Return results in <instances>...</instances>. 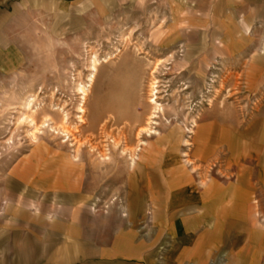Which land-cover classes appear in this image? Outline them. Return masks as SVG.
<instances>
[{"label": "rangeland", "instance_id": "1", "mask_svg": "<svg viewBox=\"0 0 264 264\" xmlns=\"http://www.w3.org/2000/svg\"><path fill=\"white\" fill-rule=\"evenodd\" d=\"M244 132L264 139V0H0L14 232L57 222L143 264H262L264 174L246 202L195 207L204 178L229 188L217 177L232 154H264ZM165 180L185 201L166 212Z\"/></svg>", "mask_w": 264, "mask_h": 264}, {"label": "crops", "instance_id": "2", "mask_svg": "<svg viewBox=\"0 0 264 264\" xmlns=\"http://www.w3.org/2000/svg\"><path fill=\"white\" fill-rule=\"evenodd\" d=\"M116 1L118 3H125L129 0ZM134 1H139V3L145 2L148 5L156 0ZM217 6L219 7V5ZM243 137L246 143L245 146L248 148L254 145L259 147L264 142L262 137L252 141L249 139V132H244ZM226 167L224 171H219L220 175L217 178L225 179L229 184V188L219 189V193L215 196L217 190L216 180L214 178L210 180L204 178L205 180L201 183L202 188L198 189L200 192L198 198L203 199V202H208L202 204L200 201H194L196 202L195 207L203 205L204 208L210 210L216 203L222 205L227 202V205H231L232 201H230L231 199L228 200L227 196H230L232 199L236 196L241 201L246 202L248 194L257 190L258 185L254 184V179L263 178L264 154L261 152L253 154L246 153L236 157L232 154L228 159ZM233 167H237L239 173L236 177L235 185L230 186V179L227 176H229ZM262 182L260 183V192L264 189V181ZM174 186L167 180L163 183L162 188L168 194L166 199L162 200L164 212L185 203L182 199L175 198L173 192L177 191H175ZM177 186H182L181 182L177 183ZM19 190L17 189L16 193ZM169 194H171V198H169ZM8 198L12 201L11 194H9ZM4 204H8V202L4 201ZM158 210L154 207L155 214ZM253 211L256 210L253 209ZM258 214L255 212L253 217L256 218ZM154 220H156L155 216ZM17 224L22 225L23 223L19 221ZM12 226H14L13 222L8 220L6 214H0V264H143L140 260L118 256L116 251L111 250L107 246H103L99 242L93 243L91 235H87L86 232H82V230H79L74 225L60 224L57 222L42 224L38 225L41 228L37 229L36 234H24L19 231L14 232ZM255 243L259 246L258 239ZM253 260L264 264V255L261 253V247L256 250V254L253 255Z\"/></svg>", "mask_w": 264, "mask_h": 264}, {"label": "bare ground", "instance_id": "3", "mask_svg": "<svg viewBox=\"0 0 264 264\" xmlns=\"http://www.w3.org/2000/svg\"><path fill=\"white\" fill-rule=\"evenodd\" d=\"M93 68H94L93 71L97 72V64L96 63H94ZM155 89H156V87L153 85V87H152V97L149 98V103L154 107V109H156V110L159 109L160 110V106L158 105L157 98L155 97V95H156Z\"/></svg>", "mask_w": 264, "mask_h": 264}]
</instances>
